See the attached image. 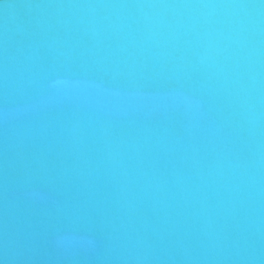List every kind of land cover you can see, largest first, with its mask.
<instances>
[{
    "label": "water",
    "instance_id": "1",
    "mask_svg": "<svg viewBox=\"0 0 264 264\" xmlns=\"http://www.w3.org/2000/svg\"><path fill=\"white\" fill-rule=\"evenodd\" d=\"M0 264H264V0H0Z\"/></svg>",
    "mask_w": 264,
    "mask_h": 264
}]
</instances>
